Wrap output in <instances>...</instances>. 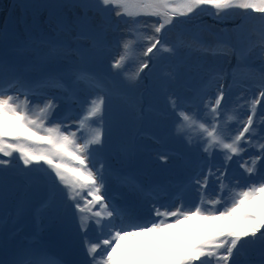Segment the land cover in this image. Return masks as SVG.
Masks as SVG:
<instances>
[{"label": "snow or ice", "instance_id": "1", "mask_svg": "<svg viewBox=\"0 0 264 264\" xmlns=\"http://www.w3.org/2000/svg\"><path fill=\"white\" fill-rule=\"evenodd\" d=\"M13 9L20 16L11 27L6 21L0 28V208L18 190L9 178L12 160L3 157L17 153L23 163L17 174L26 188L37 180L32 174L40 173L53 190L43 207L54 202L58 181L73 202L65 207L80 213L82 264H238L250 249L259 251L264 264V0H17ZM206 10L218 20L236 17L240 23L230 32L207 29L214 38L205 40L196 17ZM113 12L126 17L128 26V36L118 42L122 51L110 65L117 70L114 75L135 89L146 79L141 73L150 63L174 61L159 87L176 117V133L206 157L170 202L158 203L164 199L159 188L133 185L151 205L143 219L110 205L103 195L106 137L122 130L130 114L140 122L153 111L144 93L132 95L91 67L108 50L109 29H118ZM252 21L258 27L250 30ZM178 25L191 26L169 43L168 32ZM139 56L146 59L128 73L126 65ZM193 56L194 66L189 63ZM254 56L261 61L259 68L251 66ZM233 58L236 64L229 71L225 65ZM182 67L199 76L191 96L168 91ZM60 101L68 107L57 117ZM249 149L255 152L240 164L248 178L242 186L229 179L228 166ZM217 153L223 165L213 162ZM156 158L167 163L169 155L159 152ZM210 181L217 185L211 194ZM193 186L199 202L186 206L185 192ZM84 189L92 198L85 201L87 208L80 204ZM92 227L98 231L95 240L87 239ZM15 236L9 240L8 260L0 264H52L35 238L11 244ZM5 250L0 236V252Z\"/></svg>", "mask_w": 264, "mask_h": 264}, {"label": "rangeland", "instance_id": "2", "mask_svg": "<svg viewBox=\"0 0 264 264\" xmlns=\"http://www.w3.org/2000/svg\"><path fill=\"white\" fill-rule=\"evenodd\" d=\"M16 2L17 0H0V28L5 26L6 21L11 27L12 22L20 16V10L13 9V4ZM111 15L117 18L114 12ZM207 17H210V23H207ZM96 20H98V16ZM237 20L239 19L237 18ZM196 21L199 23L205 21L203 25L205 30L202 32V37H206L211 33L207 29L216 31L218 28L216 27L218 26V23H216L217 18L212 15V12H203L196 17ZM118 24L117 36L121 40L126 38L127 34L123 27L124 24ZM249 29H252L251 26ZM120 51H122L120 48L107 50L106 60H100L92 65V69L98 72L104 71L105 74L112 76L114 79V73L117 70L112 69L110 65ZM143 59L146 58L143 57ZM194 59L197 62L195 56ZM158 61H163L164 63L155 68H150V63L149 68L141 73V77L146 76V79L143 80L139 88V92L144 93L145 103L147 104L151 100V103L154 104L153 111L147 113L140 122H137L134 115L130 114L122 130L113 131L111 137H106V170L103 195L110 205L127 208L142 219L149 217L151 205L133 190V185H141L145 189L159 188L164 194V199L158 203L170 202L174 194L189 182L194 171L206 159L199 146L196 144L189 145L185 139L176 133V117L167 109L164 94L161 90L157 91V94L153 91V94L158 98L154 103L153 97L149 94L150 88L146 89L143 84L146 82L145 85L150 86L155 75L158 77L160 75V78L165 83L164 74L175 62L171 61V66H169L165 64V62L168 63L169 61L167 59L156 60V62ZM190 62H192V59ZM260 63L259 57L254 56L251 66L259 68ZM235 64L236 61L233 58L231 63L225 66L230 71ZM198 85L199 76L196 75L195 71L193 70L191 75H189L187 69L182 67L180 68L178 80L175 83L168 84V91L179 95L191 96L190 89ZM132 93L133 95L137 94V90L132 89ZM235 99L236 94L232 96L231 100L235 101ZM262 105H264V101H262ZM67 107L63 101H60L56 116H61ZM67 123L71 125V131H76L75 124L71 123V121ZM150 137L156 138L159 143ZM126 148H129L130 151H125ZM159 152L168 153L169 159L167 163H163L156 158ZM254 152L255 149H249L243 153L242 157L233 158V161L228 166L229 179H238L242 186L248 183V178L240 164L244 159H248V157L253 155ZM17 157L18 154L15 155V153H13L11 158L3 157V159L12 160V166L8 169V173L12 183L18 186V190L15 197L0 208V221L3 222L0 224V236L6 242V250L0 252V259L8 260L9 253L7 248L12 233L15 232L16 236L15 239L11 240V244L20 241L26 242L35 238V243L38 245L39 250H42L41 253L46 254L52 264H82L85 258L83 243L85 237L78 230V216L80 213L76 211L74 206L65 207V205H72L73 202L67 200L66 190L59 185L58 181L56 182L57 188L54 190V202L49 207H43L45 202L53 195V190L49 187L43 174L40 173L32 174L37 177V180L26 188L24 179L17 174L20 169H23V163ZM213 162L217 165H223L220 153L215 155ZM96 166L98 167L99 165ZM32 167H36V165ZM24 171H27V169H24ZM235 179H233V183H235ZM251 179L258 180L259 177L256 176ZM207 190L210 194L214 193L217 190V185L210 181ZM81 195L83 199H80V204L87 208L88 205L85 204V201L92 198L87 195V189H84ZM121 199L124 203H122ZM198 202L199 194L196 187L187 188L185 205L194 207ZM97 238V229L94 227L90 228L87 233V239L95 240ZM126 242L121 241V244ZM244 263L259 264V262H251V260H246Z\"/></svg>", "mask_w": 264, "mask_h": 264}, {"label": "trees", "instance_id": "3", "mask_svg": "<svg viewBox=\"0 0 264 264\" xmlns=\"http://www.w3.org/2000/svg\"><path fill=\"white\" fill-rule=\"evenodd\" d=\"M205 12H212V10H206ZM253 15H256V14H253ZM111 19H112L113 24H115V25H118L119 26L118 23L124 24L123 27L125 28V32H126V34L128 36V33L126 31V29H127L128 26L125 23H123V21H125L127 18L126 17H122V18L121 17H117V18H114L111 15ZM139 19H143V20L150 21L153 18L152 17H141ZM95 22L96 23H100L101 22L100 17H98V20H95ZM210 22L211 21H207V23H210ZM204 23H205V21H202L201 22L202 25H204ZM216 23H218V26H216L218 28L216 29L215 32H220V31L230 32V30L234 29L236 27V25L238 23H240V20L238 21L236 17H229V18L224 19V20H218L217 19V22ZM190 26L191 25H178L176 28H174L171 31H169L168 32V35H167V39H168L169 43H172L173 41H175L176 36H177V34L179 32H181L184 28H187V27H190ZM250 26H251V28L258 27V21H252L248 25V27L250 28ZM117 31H118V29L116 31H113L110 28L109 31H108V33H107L106 39H107V43H108V50H112V48H114V49H119L120 48V47H118V42L120 41V39L117 36ZM213 38L214 37H213L212 33H209L206 37H203V39H205V40H212ZM233 38H235L234 35H233ZM106 54H107L106 52L103 54L101 60H103V61L106 60V58H105V55ZM142 59H143V56H139V59L137 61L131 62L128 65H126V68L128 70L127 72L128 73L135 72V70H136V68L138 66L139 60H142ZM163 63H164L163 61H158V62L155 61V67H159ZM171 63H172L171 61H168V63L165 62V64H168L169 66H171ZM189 63L192 64L193 66L197 63L195 61V59H194V56L192 57V62L189 61ZM155 67H153V64L151 63V67L150 68H155ZM100 72L103 73V74H105L104 71H100ZM114 81H115V83H117L118 85H120L125 91H128L130 94L133 95L132 89H128L126 87V82L124 81V79L121 76H115L114 77ZM145 83L146 82L143 83L144 86H145ZM153 84H155L156 86L155 87H152ZM162 84H164V81H163V79L160 78V75H159V77L157 75H155L154 78L152 79V82H151L150 86L148 87V88H150L149 89V94L153 97L154 103L157 101L158 98L153 93L154 92L156 93L157 91L159 92L160 91V87L159 86L162 85ZM141 85H142V83H141ZM141 85L139 87L133 89V90H137V94H135V95H139L140 94L139 88L141 87ZM250 94L251 93H248V96H250ZM16 154L17 153H15V155ZM121 201H122V199H121ZM122 203H124V202L122 201ZM132 205H133V203H132Z\"/></svg>", "mask_w": 264, "mask_h": 264}, {"label": "bare ground", "instance_id": "4", "mask_svg": "<svg viewBox=\"0 0 264 264\" xmlns=\"http://www.w3.org/2000/svg\"><path fill=\"white\" fill-rule=\"evenodd\" d=\"M40 252H42V250H40ZM261 259L262 258L260 256L258 250L250 249L247 251L246 254H244L238 258V264H247V263H244V262H246V260H251V262H253V261L259 262V264H260Z\"/></svg>", "mask_w": 264, "mask_h": 264}, {"label": "water", "instance_id": "5", "mask_svg": "<svg viewBox=\"0 0 264 264\" xmlns=\"http://www.w3.org/2000/svg\"><path fill=\"white\" fill-rule=\"evenodd\" d=\"M206 20H207V21H211V20H210V17H207ZM199 21H201V20H199ZM238 21H239V20H238Z\"/></svg>", "mask_w": 264, "mask_h": 264}]
</instances>
